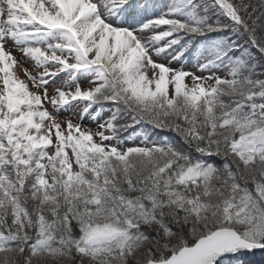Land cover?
I'll return each instance as SVG.
<instances>
[{"label":"snow or ice","instance_id":"6c2138e0","mask_svg":"<svg viewBox=\"0 0 264 264\" xmlns=\"http://www.w3.org/2000/svg\"><path fill=\"white\" fill-rule=\"evenodd\" d=\"M0 264H264V0H0Z\"/></svg>","mask_w":264,"mask_h":264}]
</instances>
